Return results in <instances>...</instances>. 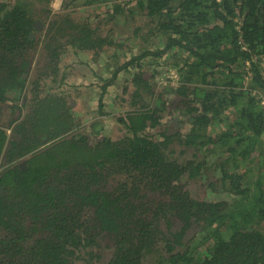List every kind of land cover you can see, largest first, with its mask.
Returning a JSON list of instances; mask_svg holds the SVG:
<instances>
[{
	"label": "trees",
	"instance_id": "trees-1",
	"mask_svg": "<svg viewBox=\"0 0 264 264\" xmlns=\"http://www.w3.org/2000/svg\"><path fill=\"white\" fill-rule=\"evenodd\" d=\"M94 1L0 0V264H264V0ZM68 49L130 76L121 139L64 138Z\"/></svg>",
	"mask_w": 264,
	"mask_h": 264
},
{
	"label": "rangeland",
	"instance_id": "rangeland-1",
	"mask_svg": "<svg viewBox=\"0 0 264 264\" xmlns=\"http://www.w3.org/2000/svg\"><path fill=\"white\" fill-rule=\"evenodd\" d=\"M23 1H32V0H23ZM72 1V0H70ZM79 2H84L85 0H78ZM115 4L121 3V0L115 1ZM135 1V0H134ZM112 4L111 0H106V2L102 3L98 0H95L91 5V11L88 16H91L90 20H93V18L96 17L98 14H102L104 10V6L106 7ZM132 7L134 6V3L130 4ZM129 5V6H130ZM52 8V15L53 13H56V11H60L65 7V0H52V2L49 5ZM44 6H40L38 10H36L37 14H42L43 11L39 10ZM134 8V7H133ZM135 10V8H134ZM84 12L85 10L82 9L81 12ZM85 15V14H84ZM87 16V17H88ZM135 16L137 17L135 22L141 23L144 21L145 17L140 15L137 10H135ZM40 18V17H39ZM42 19V18H41ZM48 19V17H47ZM85 19V18H84ZM50 20V19H48ZM128 21V20H127ZM130 23L125 24V27L131 26V20H129ZM129 29V28H128ZM128 32L127 28L124 30L123 33ZM120 35V34H119ZM130 36V33H128V37ZM122 40L121 43L123 45H130V49L133 51L132 55L138 56L141 54V52L138 50V45L135 43V41H131L130 39H127V35H121ZM75 50L68 49L66 50L65 54L62 56V69L60 70L59 79L61 78V75H66L65 81L60 82V85H54L57 88L56 93H61L63 97L67 99V105L70 108L71 112L75 115L74 119L72 121H75L79 123L80 126H76L78 131H74L72 135H68L64 137L72 138L74 135H84L90 138L91 144L95 142V139L97 138L96 135L91 134V127L95 124L100 125L101 135L98 136L99 139L101 137H112L115 139H121L123 137L120 128V124L118 121V118H124L125 115L132 110L131 108V102H130V96L129 93H126L124 89L127 87H131L130 90L133 89V83L130 79V76L124 75L122 77H116L112 78L109 76V74L112 72H115V70L108 69V53H103V60H100L97 63H88L89 66H86V61L84 60L85 57L82 56V54L75 53ZM81 57V58H80ZM165 59L161 60L162 63H165ZM144 62L148 63L151 62V59H145ZM166 64V63H165ZM111 67V66H110ZM76 69L83 72L82 76H78L75 74ZM175 71V69H172ZM171 70V71H172ZM105 74H108L106 76H103ZM103 81L100 80V77ZM83 77V80L81 78ZM70 78V79H69ZM79 79L82 81L79 83ZM174 80V78H173ZM91 83L92 87H88V84ZM55 84H57L55 82ZM87 84V85H86ZM86 85V86H85ZM53 85L47 84L45 87V90L52 91L54 90ZM104 87V90L100 91V96L98 98L97 88ZM160 88L162 86L160 85ZM125 98L127 100L126 103L121 102L119 99ZM101 102V106H100ZM61 104H58L60 106ZM26 112L23 113L25 115ZM169 120L168 117L165 120L166 124H169L167 121ZM41 121V120H39ZM215 129H211V132H214ZM154 133V132H153ZM97 138V139H98ZM172 157L174 159L179 158L181 161H184L187 158H190L191 155L186 152V154L181 155L182 149L179 151H174V148L171 147ZM42 158V156H40ZM205 158L209 165L216 163V159L218 156L212 155H201V160ZM234 171V170H232ZM219 177V171H210L206 178H214ZM255 178V177H252ZM255 180V179H253ZM201 184V182L197 183L195 186V189L197 192L200 193L198 186ZM196 193V192H195ZM211 193L208 194V198L217 199V200H231V204H233L235 201L234 199H228L227 194H223L221 191L218 194L211 195ZM199 239V238H198ZM94 263H97V261H94ZM146 264V263H145Z\"/></svg>",
	"mask_w": 264,
	"mask_h": 264
},
{
	"label": "crops",
	"instance_id": "crops-1",
	"mask_svg": "<svg viewBox=\"0 0 264 264\" xmlns=\"http://www.w3.org/2000/svg\"><path fill=\"white\" fill-rule=\"evenodd\" d=\"M45 60H46V55H45ZM107 67H108V66H107ZM63 70H64V69H63ZM103 76H104V75H103ZM103 76L100 77V80H101V81H103V80L101 79V78H103ZM65 78H66V75H63V74H62L60 79H59V76H58L57 81H56L57 84L54 83V80L50 79L48 82L45 83V85H47V84H49V85H53V86H54V85H55V86H56V85H60L59 83L62 82V81H65ZM69 79H70V78H69ZM81 80H83V78H81ZM81 80L79 79V83L82 82ZM90 84H91V83H90ZM86 85H87V84H86ZM86 85H85V86H86ZM91 85H92V84H91ZM55 86H54V87H55ZM101 90H104V87L101 88V87L99 86V88H97V93H98L97 95H98V98H99V97L101 98V96H102V95L100 96V91H101ZM119 100H121V98H120ZM66 101H67V99H66ZM125 103H126V102H125ZM100 106H101V102H100Z\"/></svg>",
	"mask_w": 264,
	"mask_h": 264
},
{
	"label": "flooded vegetation",
	"instance_id": "flooded-vegetation-1",
	"mask_svg": "<svg viewBox=\"0 0 264 264\" xmlns=\"http://www.w3.org/2000/svg\"><path fill=\"white\" fill-rule=\"evenodd\" d=\"M13 134L19 136L18 134H15V133H13ZM14 140L17 141L18 143H20V142L22 141L21 137L18 138V139L14 138ZM22 158H23V157H22ZM22 158H21V159H22ZM21 159H20V160H21ZM25 162H26V161H24V160L22 159V162H21V163H23V164H21L20 167H22V168L25 167V165H24V164H26ZM0 187H1V186H0ZM1 188H3V187H1ZM3 193H4V188H3V192H0V195H2Z\"/></svg>",
	"mask_w": 264,
	"mask_h": 264
},
{
	"label": "water",
	"instance_id": "water-1",
	"mask_svg": "<svg viewBox=\"0 0 264 264\" xmlns=\"http://www.w3.org/2000/svg\"><path fill=\"white\" fill-rule=\"evenodd\" d=\"M42 28H43V25H42L41 23H37V25H36V30L40 31V30H42ZM33 37H34V35L31 34V38H33ZM15 138L18 139V138H20V137H19V136H15ZM24 165H25V164H24ZM0 192H3V188H1V187H0Z\"/></svg>",
	"mask_w": 264,
	"mask_h": 264
},
{
	"label": "built area",
	"instance_id": "built-area-1",
	"mask_svg": "<svg viewBox=\"0 0 264 264\" xmlns=\"http://www.w3.org/2000/svg\"><path fill=\"white\" fill-rule=\"evenodd\" d=\"M169 78L172 79V81H177L178 80V76L177 74L175 73V71H171L168 75ZM174 78V80H173ZM262 105H264V100L262 101Z\"/></svg>",
	"mask_w": 264,
	"mask_h": 264
},
{
	"label": "clouds",
	"instance_id": "clouds-1",
	"mask_svg": "<svg viewBox=\"0 0 264 264\" xmlns=\"http://www.w3.org/2000/svg\"><path fill=\"white\" fill-rule=\"evenodd\" d=\"M173 71V70H172ZM171 72V70L168 72V75H169V73ZM13 130V129H12ZM12 130H7V132H8V134H10L11 136H13L14 138H15V136H17V135H14V134H12ZM75 136V135H74ZM73 136V137H74ZM20 137V136H19ZM87 137V136H86ZM67 139H70V138H67ZM89 140H90V138H89ZM91 143V142H90ZM94 143H96V142H94ZM93 143V144H94Z\"/></svg>",
	"mask_w": 264,
	"mask_h": 264
}]
</instances>
